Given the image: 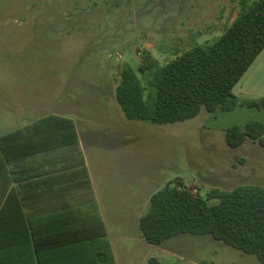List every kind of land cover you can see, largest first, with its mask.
Here are the masks:
<instances>
[{
	"label": "rangeland",
	"instance_id": "obj_1",
	"mask_svg": "<svg viewBox=\"0 0 264 264\" xmlns=\"http://www.w3.org/2000/svg\"><path fill=\"white\" fill-rule=\"evenodd\" d=\"M253 1L0 0V97L17 83L49 101V109H70L79 129H91L84 155L116 264H260L210 236L179 234L160 246L132 240L141 237L136 217L166 185L194 197L264 187V147L246 139L230 148L225 140L232 126L264 122V109H202L193 119L158 126L126 119L115 100L121 68L147 87L138 73L144 52L164 65L194 44H210ZM59 88L63 93L55 94ZM54 94L58 104L50 102Z\"/></svg>",
	"mask_w": 264,
	"mask_h": 264
},
{
	"label": "trees",
	"instance_id": "obj_2",
	"mask_svg": "<svg viewBox=\"0 0 264 264\" xmlns=\"http://www.w3.org/2000/svg\"><path fill=\"white\" fill-rule=\"evenodd\" d=\"M262 50L264 0H255L243 7L223 34L210 44H194L164 65L144 52L138 73L146 77L147 87L131 68H121L115 100L126 119L158 126L193 119L202 109L210 113L232 112L238 107L264 109V97L238 99L232 93ZM246 139L264 147V122L232 126L225 132L230 148L241 146ZM76 142L71 120L56 116L40 119L26 130L0 137V174H5L6 165L23 158L25 153L35 155L41 150ZM9 178L0 177V182L6 180L4 184H8ZM11 195H14L12 189L5 199L0 198V264H27L24 259L34 254L38 263L43 264L39 257L43 249L56 253L77 245H80V250H75L79 261L71 264H114L106 247V251L93 247L104 236L98 215L75 212L64 218L60 216L55 220L66 228L54 231L58 236L49 233L44 238L40 231L30 228L22 198L12 202ZM6 223H14V228L3 227ZM138 226L144 241L153 246H160L179 234L210 236L264 264V187L212 189L205 197H194L186 188L166 185L150 197ZM15 250L20 259L17 262H14ZM49 264L56 262L50 260ZM149 264L158 263L150 259Z\"/></svg>",
	"mask_w": 264,
	"mask_h": 264
},
{
	"label": "crops",
	"instance_id": "obj_3",
	"mask_svg": "<svg viewBox=\"0 0 264 264\" xmlns=\"http://www.w3.org/2000/svg\"><path fill=\"white\" fill-rule=\"evenodd\" d=\"M11 86L14 87L11 90L13 93H10L9 97L8 95L0 97V133H3L0 137L26 130L45 117L56 116L73 122L77 142L41 150L35 155L27 156L25 153L23 158L7 164V172L3 175L1 173L0 177L10 178L8 184H4L6 180L0 182V198L5 199L11 189L14 194L11 195L12 202L19 197L22 198L23 212L27 216L30 228L32 231H40V235L44 238L49 236V233L58 236L59 234L54 231L66 228L62 225L63 223L55 220L60 216L64 218L75 212L85 216L98 215L101 218L104 236L97 240L93 247L94 249L99 247L105 251L107 249L112 256L113 263L116 264L112 243L106 232L97 186L84 155V147L92 140L93 132L88 127L79 129L73 115L69 114L70 109H64L66 108L64 106L49 109V101L44 102L40 96L31 95L33 90L29 89L28 93V90L16 89L15 87H23L17 83ZM54 91H56L55 94L63 93L60 88ZM232 93L238 99L264 97V50L234 86ZM55 94L50 98V102L58 104L59 97ZM4 188H7L6 192L2 191ZM102 188L105 198L112 197L109 187L104 189L102 186ZM137 192L138 190L135 189L134 194L130 195L133 201L138 198L135 197ZM112 195H114L113 191ZM112 203H115V200H112ZM108 210L112 211L113 207L111 206V209L109 207ZM11 211L14 212V210ZM15 211L17 213V210ZM142 215L138 214L136 217L137 224ZM3 227L14 228V223H6ZM140 236V239L136 238L132 241L144 242L142 234ZM75 250L79 251L80 245L74 246L73 249L67 247L56 253H48L43 249L41 252L43 254L39 257L43 264H49L50 260H55L56 264H71L79 261V254ZM17 252L18 250L13 252L16 256L14 262L20 261L16 255ZM53 254L56 255L55 258ZM24 260L27 264H39L37 254Z\"/></svg>",
	"mask_w": 264,
	"mask_h": 264
}]
</instances>
